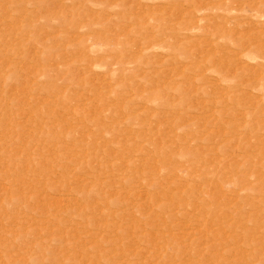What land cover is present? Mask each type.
I'll list each match as a JSON object with an SVG mask.
<instances>
[{"label":"rangeland","instance_id":"obj_1","mask_svg":"<svg viewBox=\"0 0 264 264\" xmlns=\"http://www.w3.org/2000/svg\"><path fill=\"white\" fill-rule=\"evenodd\" d=\"M0 264H264V0H0Z\"/></svg>","mask_w":264,"mask_h":264}]
</instances>
